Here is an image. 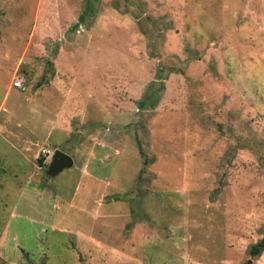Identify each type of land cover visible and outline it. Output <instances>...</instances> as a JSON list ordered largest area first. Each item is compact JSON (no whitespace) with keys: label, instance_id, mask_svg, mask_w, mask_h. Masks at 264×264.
Masks as SVG:
<instances>
[{"label":"rangeland","instance_id":"374dc122","mask_svg":"<svg viewBox=\"0 0 264 264\" xmlns=\"http://www.w3.org/2000/svg\"><path fill=\"white\" fill-rule=\"evenodd\" d=\"M262 238L264 0H0V264H264Z\"/></svg>","mask_w":264,"mask_h":264},{"label":"water","instance_id":"95a60500","mask_svg":"<svg viewBox=\"0 0 264 264\" xmlns=\"http://www.w3.org/2000/svg\"><path fill=\"white\" fill-rule=\"evenodd\" d=\"M53 149L52 159L49 164H44L41 160L38 162L39 167L46 169V175L49 178H54L63 170L70 169L73 166V160L70 156L56 147Z\"/></svg>","mask_w":264,"mask_h":264},{"label":"trees","instance_id":"16d2710c","mask_svg":"<svg viewBox=\"0 0 264 264\" xmlns=\"http://www.w3.org/2000/svg\"><path fill=\"white\" fill-rule=\"evenodd\" d=\"M145 102H140L139 107L143 108ZM140 108V109H141ZM138 180H141V174L138 175ZM264 250V238H262L257 244L253 245L250 250L251 256L257 257L261 255L262 251Z\"/></svg>","mask_w":264,"mask_h":264},{"label":"built area","instance_id":"2783aa9c","mask_svg":"<svg viewBox=\"0 0 264 264\" xmlns=\"http://www.w3.org/2000/svg\"><path fill=\"white\" fill-rule=\"evenodd\" d=\"M12 86L15 87V88H21V81L17 79V80L12 84ZM41 152H42L43 155H48V154L50 155V151H49V150H44V149H42Z\"/></svg>","mask_w":264,"mask_h":264},{"label":"crops","instance_id":"0c3cea01","mask_svg":"<svg viewBox=\"0 0 264 264\" xmlns=\"http://www.w3.org/2000/svg\"><path fill=\"white\" fill-rule=\"evenodd\" d=\"M13 89H17V90H18L19 88H15V87H13V86L11 85V87L9 88V91L7 92V94H8L9 92H11ZM7 94H6V95H7ZM38 162H39V161H38Z\"/></svg>","mask_w":264,"mask_h":264}]
</instances>
